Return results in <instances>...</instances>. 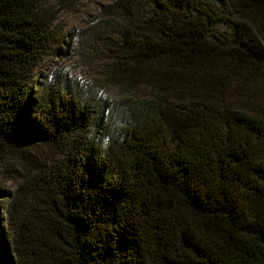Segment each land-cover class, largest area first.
Returning <instances> with one entry per match:
<instances>
[{"label":"trees","instance_id":"16d2710c","mask_svg":"<svg viewBox=\"0 0 264 264\" xmlns=\"http://www.w3.org/2000/svg\"><path fill=\"white\" fill-rule=\"evenodd\" d=\"M80 1L0 0V264H264V0H117L38 77Z\"/></svg>","mask_w":264,"mask_h":264},{"label":"rangeland","instance_id":"374dc122","mask_svg":"<svg viewBox=\"0 0 264 264\" xmlns=\"http://www.w3.org/2000/svg\"><path fill=\"white\" fill-rule=\"evenodd\" d=\"M117 0H81L72 6L59 5L58 18L55 22V40L51 53L45 57L40 66L42 76L49 80L58 75L68 76L71 81L99 74L100 56L84 55L85 50L99 54L100 48L108 46L109 41L117 38L118 34L111 33L104 39L94 31L96 21L101 17L105 8ZM147 4L141 6L146 12ZM221 28L228 29L227 25ZM119 36V35H118ZM37 77V76H36ZM42 77V79H45ZM0 185L5 189L14 191L16 181L4 174L0 175ZM6 203V198L0 199V204Z\"/></svg>","mask_w":264,"mask_h":264}]
</instances>
